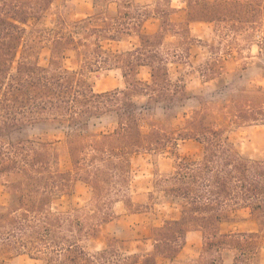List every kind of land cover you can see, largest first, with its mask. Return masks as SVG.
<instances>
[{"label": "trees", "instance_id": "trees-1", "mask_svg": "<svg viewBox=\"0 0 264 264\" xmlns=\"http://www.w3.org/2000/svg\"><path fill=\"white\" fill-rule=\"evenodd\" d=\"M58 2L0 0V184L9 196L0 206V264L20 255L41 264H176L185 237L196 232L201 247L186 264H263L264 160L241 155L228 131L264 125V90L216 85L227 62L210 58L198 74L202 90L192 94L171 83L169 65L170 57L189 51L183 45L193 40L191 23H220L236 35L259 26L264 33V0H186L180 8L170 0H93L96 13L67 23L56 12L51 27L37 28ZM151 16L158 20L154 32L146 26ZM115 43L124 46L111 48ZM104 69L119 70L124 87L94 91L89 74ZM157 104L160 118L152 113ZM186 107L187 117L174 126ZM101 117L111 119L110 131L83 134ZM37 125L65 132L31 136ZM183 140L199 146V157L179 155ZM143 152L153 158L152 189L131 193V156ZM76 183L90 193L80 207L71 203ZM166 198L177 208L150 227L149 249L105 231L122 215L141 216ZM240 209L256 230L220 232Z\"/></svg>", "mask_w": 264, "mask_h": 264}, {"label": "rangeland", "instance_id": "rangeland-1", "mask_svg": "<svg viewBox=\"0 0 264 264\" xmlns=\"http://www.w3.org/2000/svg\"><path fill=\"white\" fill-rule=\"evenodd\" d=\"M65 1L66 7L63 9L62 2ZM93 0H59L51 10L39 21L37 28H49L56 20V12H61L63 19L69 23L76 19L94 14L99 9L94 7ZM141 3H150L151 0H137ZM186 0H170V5L176 8L184 7ZM153 5L150 6V9ZM114 4L108 6L109 11L114 10ZM150 30L158 26L156 18H150L147 24ZM190 35L193 38L191 44L183 45L190 47L187 53H182L178 58H171L169 65V78L171 83L178 82L187 86L190 93L198 94L202 90V82L199 78V71L203 68L205 60L223 59L227 62L224 72L221 76L213 80L218 86L224 84H233L240 87L245 84H255L264 90V33L262 27L248 29L242 35L228 31L223 24L214 22H196L189 25ZM259 34V35H258ZM172 40V38H171ZM170 40V41H171ZM133 42V39H130ZM187 45V46H186ZM124 43H115L111 48H120ZM172 49V45H168ZM195 47V48H194ZM186 51V50H185ZM46 54H42L43 56ZM40 60V59H39ZM144 78H147L145 71L141 72ZM90 84L96 92L111 90L114 88H123L124 81L119 70L104 69L89 74ZM137 103H142L144 99L137 97L134 99ZM190 108L182 109L180 114L172 119L174 126L180 125L188 115ZM155 117L162 116V106L157 104L152 112ZM112 128V122L109 117L93 119L89 122L87 133H105ZM142 129L146 125L142 123ZM65 129L57 125H37L30 128V135H63ZM228 139L233 143L236 150L243 156L264 160V125H233L228 131ZM177 152L180 156L187 155L197 158L200 149L192 140L178 141ZM131 163L135 167L133 180L130 182L129 190L131 193H142L152 189L153 182V158L148 153H139L131 156ZM160 171L166 170L164 160L158 162ZM90 198L89 190L86 186L76 183L72 197V206L80 207L88 202ZM9 196L0 184V206L7 205ZM65 198L59 200L64 204ZM177 208L176 200L166 198L156 202L153 208L141 216L135 214L122 215L117 221L106 225L105 231L109 236L128 240L136 239L132 246L138 250H147L150 248L148 233L150 227L163 224L166 214ZM232 222H224L219 230L222 233L228 232H248L256 230V225L249 218L247 209H240L234 212ZM104 238L100 237L96 245L100 246ZM202 235L200 233H189L185 237L184 246L177 257L176 264H186L188 258H195L200 250ZM261 262L264 264V239L261 241ZM14 264H41V261L30 258L27 255L18 256Z\"/></svg>", "mask_w": 264, "mask_h": 264}, {"label": "crops", "instance_id": "crops-1", "mask_svg": "<svg viewBox=\"0 0 264 264\" xmlns=\"http://www.w3.org/2000/svg\"><path fill=\"white\" fill-rule=\"evenodd\" d=\"M152 1V0H151ZM141 3V2H140ZM151 3V2H150ZM150 3H145V4H150ZM142 4H144V3H142ZM95 7V6H94ZM97 11L99 10V9H96ZM96 11V12H97ZM95 12V13H96ZM150 18H155V17H153V16H151V17H149L148 19H147V22H146V26H147V24H148V20L150 19ZM158 27V26H157ZM147 29L149 30V32H154L156 29H154V30H150L149 28H148V26H147ZM142 71H145L146 73H147V78H144L142 75H141V73H140V75L143 77V79H145V80H149V72L146 70V69H142L141 70V72ZM196 233H200V232H196ZM201 234V233H200Z\"/></svg>", "mask_w": 264, "mask_h": 264}, {"label": "built area", "instance_id": "built-area-1", "mask_svg": "<svg viewBox=\"0 0 264 264\" xmlns=\"http://www.w3.org/2000/svg\"><path fill=\"white\" fill-rule=\"evenodd\" d=\"M259 35V34H258Z\"/></svg>", "mask_w": 264, "mask_h": 264}]
</instances>
